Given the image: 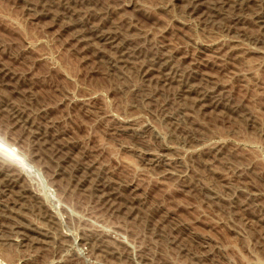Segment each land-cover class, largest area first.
Wrapping results in <instances>:
<instances>
[{"label":"rangeland","instance_id":"obj_1","mask_svg":"<svg viewBox=\"0 0 264 264\" xmlns=\"http://www.w3.org/2000/svg\"><path fill=\"white\" fill-rule=\"evenodd\" d=\"M197 1L0 0V264H264V0Z\"/></svg>","mask_w":264,"mask_h":264},{"label":"bare ground","instance_id":"obj_2","mask_svg":"<svg viewBox=\"0 0 264 264\" xmlns=\"http://www.w3.org/2000/svg\"><path fill=\"white\" fill-rule=\"evenodd\" d=\"M198 1H200V0H198ZM198 1H197V3H198ZM209 1H211V0H209ZM208 1V2H209ZM214 1H217V0H214ZM244 1L245 0H218V3L219 4H221V5H224V4H226V5H228V6H231V8L233 7V9H235L236 7V5L237 4H239L238 5V7L240 6V5H242L243 6V3H244ZM202 2V1H201ZM204 3H206L205 1H204ZM203 3V4H204ZM216 3V2H215ZM194 4V3H193ZM199 4H201V3H199ZM210 4V7H211V5L213 4V1H212V4L211 3H209ZM250 4V3H249ZM196 5V4H195ZM199 6V5H198ZM197 6V7H198ZM204 6V5H203ZM216 6V5H215ZM218 6V5H217ZM220 6V5H219ZM250 6V5H249ZM206 7H208L207 5H206ZM221 7V6H220ZM235 7V8H234ZM241 7V6H240ZM240 7H239V9H240ZM251 7V6H250ZM204 8V7H203ZM228 8V7H227ZM243 8V7H242ZM207 9V8H206ZM210 9V8H209ZM211 9H212V7H211ZM247 9V8H246ZM201 10V9H200ZM202 10H204V9H202ZM213 10V9H212ZM219 10H220V8H219ZM242 10V9H241ZM207 11V10H206ZM253 11V10H252ZM194 12H196V11H194ZM213 12V11H212ZM223 12V11H222ZM254 12V11H253ZM211 13V12H210ZM221 13V12H220ZM218 14V13H217ZM214 16V15H213ZM254 20H253V22H254V24H256V26L259 28V29H262L261 31H263L264 30V14H261V13H256L255 12V14H254V18H253ZM258 29V30H259ZM264 32V31H263ZM99 35V34H98ZM102 35V34H101ZM107 35V34H106ZM108 36V35H107ZM97 37V36H96ZM102 37V36H101ZM90 38H92V37H90ZM106 38V37H105ZM100 39V38H99ZM109 40V39H108ZM111 40V39H110ZM109 40V41H110ZM105 42H107V41H105ZM104 42V43H105ZM160 59H161V57H160ZM156 61V60H155ZM160 62H162V61H160ZM165 62V61H164ZM157 64V63H156ZM153 66V65H152ZM158 67V66H157ZM156 68V67H155ZM151 69H153V68H151ZM158 68H156V70H157ZM163 70V69H162ZM156 72V71H155ZM162 72V71H161ZM168 72V71H167ZM168 81V80H167ZM190 87V86H189ZM177 89V88H176ZM179 90V89H178ZM177 91V90H176ZM184 91H186V89L184 90ZM183 91V92H184ZM195 92V91H194ZM179 93V92H178ZM185 95V94H184ZM187 95V94H186ZM202 95H205V94H202ZM201 95V96H202ZM200 96V97H201ZM199 97V98H200ZM199 98H198V100H199ZM203 100H205V99H203ZM6 189V188H5Z\"/></svg>","mask_w":264,"mask_h":264}]
</instances>
